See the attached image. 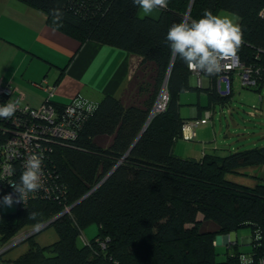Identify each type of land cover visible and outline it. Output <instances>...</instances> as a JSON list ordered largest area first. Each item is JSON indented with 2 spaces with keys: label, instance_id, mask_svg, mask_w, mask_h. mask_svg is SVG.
I'll use <instances>...</instances> for the list:
<instances>
[{
  "label": "trees",
  "instance_id": "16d2710c",
  "mask_svg": "<svg viewBox=\"0 0 264 264\" xmlns=\"http://www.w3.org/2000/svg\"><path fill=\"white\" fill-rule=\"evenodd\" d=\"M17 1L45 13L52 26L81 42L116 46L140 60L122 95L104 96L83 119L75 140L52 145L46 162L63 191L40 194L14 211L0 208V248L25 228L57 216L49 226L56 228L58 241L49 247L31 245L14 259L5 257L7 249L0 264H260L264 172L250 168L263 167L264 146L204 152L199 158L175 153L187 122L180 96L192 90V71L172 56L166 35L174 23L185 21L189 9V23L205 11L234 13L243 30L238 55L259 69L257 84L250 88L261 91L264 0H168L156 18L140 17L132 0ZM57 8L64 18L54 23ZM208 77L209 103L200 108L226 105L233 89L225 95L218 90L221 74ZM164 86L168 101L158 111ZM32 212L40 215L30 219ZM93 223L98 234L79 245L83 230ZM244 227L251 229V253L240 252L236 243L235 251L219 261L217 238Z\"/></svg>",
  "mask_w": 264,
  "mask_h": 264
},
{
  "label": "crops",
  "instance_id": "0c3cea01",
  "mask_svg": "<svg viewBox=\"0 0 264 264\" xmlns=\"http://www.w3.org/2000/svg\"><path fill=\"white\" fill-rule=\"evenodd\" d=\"M159 13L158 9L152 15L144 16L139 10L140 17L156 18ZM136 58L116 46L90 40L81 42L52 26L45 13L27 4L17 0H0V81L14 89L22 104L37 107L44 102L46 92L40 85L44 81L54 87L53 101L61 104L70 102L76 96L93 103H98L106 95L120 96L127 87ZM210 84L206 75L202 76L201 85L197 84L196 76L190 77L192 90L207 92ZM183 105L191 107L190 116L183 115L190 121L204 118L200 106L208 104L203 105L199 96L198 101ZM207 124L195 126L196 138L208 135ZM177 149L180 148L176 146L175 152ZM209 149L204 147L199 157L204 152L219 153V147ZM237 238L238 234L231 232L223 241L236 244ZM243 240L250 244L251 236ZM219 244L220 239L217 238L216 246Z\"/></svg>",
  "mask_w": 264,
  "mask_h": 264
},
{
  "label": "built area",
  "instance_id": "2783aa9c",
  "mask_svg": "<svg viewBox=\"0 0 264 264\" xmlns=\"http://www.w3.org/2000/svg\"><path fill=\"white\" fill-rule=\"evenodd\" d=\"M262 15L264 16V10ZM237 71L241 76L242 86L251 87L257 84L259 69L245 65L237 55L234 59L225 62V66L218 73L221 74L218 82L219 91H223L221 84L226 82V91L230 93L234 84V77L232 78L231 73L235 75ZM192 75L196 76L198 85H201L204 73L192 72ZM40 85L46 92V97L41 105L33 107L22 104L21 97L15 95L14 89L9 84L0 81V105L10 100L19 101L17 111L12 118H0V197L13 193L12 185L19 183L24 163L29 155L36 153L44 157L41 189L29 194L24 203L14 204L17 207L27 205L40 194L44 197H52L61 192L62 187L55 182L56 174L47 165L48 153L54 142L75 140L83 119L95 108V103L82 96H76L63 106L54 104V87L45 81ZM167 93L164 92L162 98L160 97L159 103L155 106L156 110L165 108L168 101ZM207 122L206 118L187 121L183 126L182 138L192 140L196 137L195 126ZM71 207L65 208L63 213L68 212ZM17 242L15 239L9 245L13 246ZM260 264H264V259Z\"/></svg>",
  "mask_w": 264,
  "mask_h": 264
},
{
  "label": "rangeland",
  "instance_id": "374dc122",
  "mask_svg": "<svg viewBox=\"0 0 264 264\" xmlns=\"http://www.w3.org/2000/svg\"><path fill=\"white\" fill-rule=\"evenodd\" d=\"M216 15L228 17L232 19L233 22L238 23L237 16L228 10H220L216 13ZM188 19L189 16H185L186 22ZM139 60L140 59L137 57L135 64H133V68L137 65ZM221 85L223 93L225 95H229L226 91V82H222ZM163 91L166 92L164 88ZM163 93L160 95L161 98ZM199 96L202 97L203 105H207L208 94L204 90L197 91L193 89L185 91L181 94L180 100L182 104H184L190 101H198ZM159 99L157 103H159ZM190 109V105H182V115H186L187 117L190 116ZM157 110L159 111V109ZM202 113L204 118L208 121V124L206 125L209 130L208 135L206 137L200 135L198 138L195 137L192 140L185 138L179 139L176 146L182 149V154H180L181 150L177 149L175 153L178 156L199 157L204 147H206L207 150H210V147L216 146L217 148L219 147L220 153H227L230 151L234 152L237 150L250 149L256 146H264V87L261 91H258L254 88L242 86L241 76L238 71L234 75L233 95L227 104L224 106L216 105L215 108H203ZM263 168L264 165L263 167L258 166L250 168V170H258L260 173ZM245 181L248 182L247 180ZM1 209L3 211H14L16 206L13 205L11 208ZM36 229V226L27 227L21 231V233L16 237L17 241H20L21 243L17 242L9 248L10 250L6 252L5 257L14 259L26 253L30 249L31 245L49 247L56 243L59 239L56 228L54 226H49L34 234L31 240H26L30 237L27 235ZM98 230L97 223H93L86 227L82 232V236L78 239V244L82 246L84 239L90 240L94 238L98 234ZM235 233L238 234V250L245 253V255H249L252 250L251 244L245 243L243 239L244 237L251 236L250 227L241 228L238 231H235ZM228 235L229 234L218 237V239H220V244L216 247L218 252L217 259L219 261H224L226 259V253L228 251H235V243H231V241L230 244H226L223 241V238ZM8 245L9 244L0 248V254L10 246Z\"/></svg>",
  "mask_w": 264,
  "mask_h": 264
},
{
  "label": "clouds",
  "instance_id": "9594fccd",
  "mask_svg": "<svg viewBox=\"0 0 264 264\" xmlns=\"http://www.w3.org/2000/svg\"><path fill=\"white\" fill-rule=\"evenodd\" d=\"M144 16H150L158 9H165L168 0H132ZM54 23L64 18L59 9L52 10ZM172 56H179L192 72L213 76L221 72L225 62L237 57L243 45L242 27L228 17L214 15L205 11L203 16L191 23L182 21L174 23L166 35ZM19 101H8L0 105V118H12L18 108ZM42 154L29 155L24 163V170L19 183L13 184V193L0 197V208H11L14 204L25 202L29 194L39 191L42 187L43 176ZM40 213L32 212L29 218L35 220ZM40 227L39 223L36 225Z\"/></svg>",
  "mask_w": 264,
  "mask_h": 264
},
{
  "label": "water",
  "instance_id": "95a60500",
  "mask_svg": "<svg viewBox=\"0 0 264 264\" xmlns=\"http://www.w3.org/2000/svg\"><path fill=\"white\" fill-rule=\"evenodd\" d=\"M191 6H192V3H191ZM191 6H190V8H191ZM189 12H190V9H189L188 13L186 14V17L189 16ZM173 61H174V59H173ZM173 61H172V63H171V66H170V69H169V73H168V75L170 74V71H171V67H172ZM165 87H166V86H164V90L167 92V90L165 89ZM150 119H151V117L149 118L148 122L146 123V126L148 125ZM146 126H145V127H146ZM144 129H145V128H144ZM58 217H59V216H57V217H55V218L49 220L47 223L41 225V226H40L39 228H37L36 230H33L31 233L28 234V236H31V235H33V234H36V233H38L40 230H42V229L48 227V226L51 225L52 222H54V220H56ZM11 247H12V246H10L9 248H11ZM9 248H7V249H9ZM7 249H6V250H7Z\"/></svg>",
  "mask_w": 264,
  "mask_h": 264
}]
</instances>
